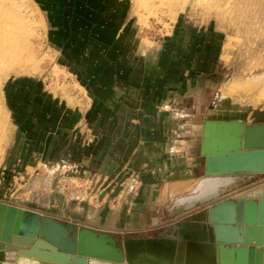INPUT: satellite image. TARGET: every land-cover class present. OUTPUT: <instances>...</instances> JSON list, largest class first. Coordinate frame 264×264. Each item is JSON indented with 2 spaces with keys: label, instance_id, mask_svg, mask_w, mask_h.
Wrapping results in <instances>:
<instances>
[{
  "label": "rangeland",
  "instance_id": "rangeland-1",
  "mask_svg": "<svg viewBox=\"0 0 264 264\" xmlns=\"http://www.w3.org/2000/svg\"><path fill=\"white\" fill-rule=\"evenodd\" d=\"M84 2L101 6L99 12L105 17L111 13L116 20L113 31L125 29L127 43L134 48L141 42L151 48L176 50L173 63L178 66L173 76L182 85L195 88L182 102L169 105L181 122L202 124L207 110L220 108L221 91L233 82L245 87L243 91L237 88L231 98L241 105L246 102L248 123L252 122V109H264V0H0L4 40H11L9 35L16 37V59L24 62L0 75V197L64 225L71 224L74 230L107 233L121 244L128 237L168 234L178 238V232L172 233L177 223L190 220L194 213L222 198L264 185V173L230 175L223 177L227 185L211 194L212 199L198 205L181 202V197L195 192L193 187L200 179L209 177L204 175L197 138V166L187 183L169 193L162 203L160 227L126 232L89 221V208L111 210L122 202L125 191L138 190L134 179L139 178V168L124 164L115 175L85 176L89 169L73 164V159H68L69 168L63 166L66 163L60 165L64 148L60 150V142L50 143L48 136L30 134L25 106L29 96L41 92L48 101L69 108L70 113L89 107L88 90L76 72L79 58L65 44V35L75 31V24L60 25L56 17L65 12L67 21L84 11L90 13L87 9L78 11L77 6ZM241 96L243 102L238 99ZM36 141L41 144L36 145ZM6 255V262L14 264L15 256Z\"/></svg>",
  "mask_w": 264,
  "mask_h": 264
},
{
  "label": "crops",
  "instance_id": "crops-1",
  "mask_svg": "<svg viewBox=\"0 0 264 264\" xmlns=\"http://www.w3.org/2000/svg\"><path fill=\"white\" fill-rule=\"evenodd\" d=\"M92 3L77 6L78 11L87 9L90 13L84 11L67 21L65 12L56 16L60 25L75 24V31L65 35V44L79 58L76 72L88 90L89 107L70 113L69 108L48 101L41 92L32 94L25 105L26 123L36 138L48 136L50 143L60 142V150L64 148L60 165L66 163L63 166L69 168L68 159H73V164L89 169L85 176L115 175L124 164L139 168V178L134 179L137 191H125L122 202L111 210L89 208L86 215L89 221L106 224L111 230L145 232L160 227L162 203L191 177L192 168L197 166L196 140L202 141L206 121L213 119L208 116L212 110H207L202 124L181 122L169 105L182 102L195 88L174 78L176 50L151 48L141 42L134 48L127 43L125 29L113 31V15H101V6ZM74 43L77 46H72ZM218 122L215 119L210 127ZM227 198L234 199H222ZM0 201L23 207L2 197ZM96 219L99 221H93Z\"/></svg>",
  "mask_w": 264,
  "mask_h": 264
},
{
  "label": "water",
  "instance_id": "water-1",
  "mask_svg": "<svg viewBox=\"0 0 264 264\" xmlns=\"http://www.w3.org/2000/svg\"><path fill=\"white\" fill-rule=\"evenodd\" d=\"M249 119L251 123H248L247 117L222 122L223 130H218L211 137L208 149H204L202 136L199 153L204 175L223 178L236 174L264 173V109H252ZM252 189L240 193L234 199H221L205 211L204 220L211 228L215 264H228V249L230 264H264V195H244ZM213 195L203 197L193 205L212 199ZM186 222L173 226L172 233L178 232V238L175 239L184 246H191L194 242L192 245L201 251L203 248L196 237L189 234ZM255 226L261 228L259 239L249 235V229ZM14 235L33 240L27 248L19 250V254L54 264H88L89 258L124 264L129 250L132 247L141 250L140 246L157 253L168 251L172 254L163 234L155 238L128 237L118 244L107 233L87 228L74 230L71 224L64 225L37 211L0 201V241H9Z\"/></svg>",
  "mask_w": 264,
  "mask_h": 264
},
{
  "label": "bare ground",
  "instance_id": "bare-ground-1",
  "mask_svg": "<svg viewBox=\"0 0 264 264\" xmlns=\"http://www.w3.org/2000/svg\"><path fill=\"white\" fill-rule=\"evenodd\" d=\"M0 28H1L0 29V75H1L6 70L13 69L14 67L18 68L19 66H22V63L24 62L21 63V60L19 61V59H16L18 57L16 55L17 47L15 46L16 37L13 35H9L11 40L5 41L4 39L6 35L3 34L6 31H2V27ZM239 84L234 82L227 84L221 91L220 108H216L213 111H209L208 116L213 119L207 120L204 126V131H203L204 149H208V147L210 146L209 140L211 139V137L217 134L219 132L218 130L220 131L223 130L221 127L222 122H226L228 119L231 118H241V117L248 118L250 109L248 108V105L246 106L245 104L246 102L244 103V105H241L242 103L241 104L238 103L237 100L233 101L231 98V95H233L234 92L237 91V88L239 87L242 88V86H239ZM244 86L247 85L245 84ZM243 88L241 91L244 90ZM238 99L242 100V102L244 100L242 96L238 97ZM229 108H231V110ZM240 108H243L244 110L241 112L237 111ZM215 119H217L219 122L216 126H213V128H211L212 126L210 127V124L212 121L214 122ZM212 125H214V123H212ZM227 182L228 181L226 178H221V177L202 178L193 187V190L195 192L191 195L181 197L180 201L183 203L197 202V200H200L203 197L214 194L219 190L220 187H225L227 185ZM244 195L246 196L264 195V186H261L256 189H252L246 192ZM204 216H205V211H201L200 213L192 216L190 220L185 223L187 225V229L189 230V234L191 235V237L192 236L196 237V241H198V243L203 248L201 251L197 250L194 247V245H192L194 242L191 244V246L189 244L184 246L182 245L181 242L179 243L177 239L164 238V241H166V244L169 247V250L172 251V254H170V252L168 253V251L167 252L161 251L160 253H157L156 251H152L146 246L144 247L140 246L141 250H139L138 247H132V249H130L129 252L127 253V259L124 262V264H215L214 248H213L214 246L210 236L211 228L210 225L204 220ZM260 234H261L260 227L255 226L249 229L250 236L253 235L255 238L259 239ZM32 242L33 240L30 238L17 236V235L12 236L9 239V241L6 242L0 241V264H8L6 262L7 253H10L11 255L15 256L14 264H54L46 261L40 262V260L35 257L18 253L19 250L25 248L28 244ZM227 251L228 252H226V257H227L226 262L230 264L231 254L229 249ZM88 264H114V263L98 260L95 258H89Z\"/></svg>",
  "mask_w": 264,
  "mask_h": 264
}]
</instances>
